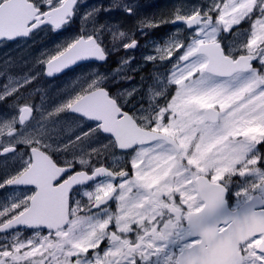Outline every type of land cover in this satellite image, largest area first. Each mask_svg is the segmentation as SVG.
Listing matches in <instances>:
<instances>
[{
    "label": "snow or ice",
    "instance_id": "1",
    "mask_svg": "<svg viewBox=\"0 0 264 264\" xmlns=\"http://www.w3.org/2000/svg\"><path fill=\"white\" fill-rule=\"evenodd\" d=\"M78 2L0 0V40L59 30ZM178 23L143 57L166 70L147 106L127 109L93 73L37 118L20 91L31 78L0 84L14 109L0 116V264H264V0H206L137 27ZM104 32L38 62L48 76L103 62ZM63 113L81 126L72 139L49 126Z\"/></svg>",
    "mask_w": 264,
    "mask_h": 264
},
{
    "label": "flooded vegetation",
    "instance_id": "2",
    "mask_svg": "<svg viewBox=\"0 0 264 264\" xmlns=\"http://www.w3.org/2000/svg\"><path fill=\"white\" fill-rule=\"evenodd\" d=\"M152 1L157 2V0H140V4L146 5L145 8L147 7L148 9V7L152 5ZM83 2L85 3L83 4ZM88 3L89 1L79 0L75 9V15L59 30H52L50 27H42L35 30L28 37H18L12 40H0V73L3 74L0 75V84L7 83L9 77H12L14 82L17 83H24L25 80L31 78V82L24 84L20 91L26 98L31 99L34 109L37 106L40 108L41 111L34 112V115L37 118H39L41 112L51 111L57 104L67 99L73 93L78 82L83 81L86 77L93 73H102L108 78L105 83L111 92H121L125 94L122 99H126L125 107L127 109L135 110L138 105L147 106V91L149 88H153V86H151L153 85V72L145 69L136 70V66L130 65V63L122 64L121 56L125 52L124 49L119 48V50L115 53L111 50L110 46L104 42L108 51L107 60L103 62L95 59L81 60L52 76L45 74L44 65L38 62L41 60L40 56H32L34 53L32 51L48 36L51 38L47 40V46L52 47L54 46L52 41L57 40L62 43V37H68V39L72 41L78 36L89 34L84 30L87 27V22L89 21V17L85 12L84 7L85 4ZM109 5H112V1L109 2ZM156 15L158 14L156 13ZM91 19L93 20V18ZM143 19L149 18H142L140 20ZM136 26L137 25L135 24L129 25V27L132 28ZM161 27L162 26L158 28ZM158 28L144 29V31L149 32L148 36H150L152 35V32H155ZM73 33H75V37H72ZM146 39L147 37H144L138 42L140 43L142 41L143 43ZM24 49H27L29 53L27 54ZM144 49L148 50V47L144 46ZM49 50L53 53L57 50V48H50ZM116 54L119 56L118 61ZM133 56L136 61L143 60L137 58L135 53H133ZM140 56H143V53H141ZM129 93H131V95H129ZM140 97H142V101H135ZM12 100L13 97H9L6 101L0 102V116L6 112L11 114V112L14 111V109L9 108ZM75 122L76 121L72 119V114L63 113L53 118L49 126L55 127L62 139H66L67 136H70V134H68L69 130H71L69 126ZM97 137L98 147H100L101 144L107 143L103 134H100ZM82 148L86 151L96 147L88 145L85 141ZM104 159L105 163H111V160L108 161L107 156H105ZM76 198H78V195L73 197V199ZM234 200L235 198L233 197V201Z\"/></svg>",
    "mask_w": 264,
    "mask_h": 264
},
{
    "label": "rangeland",
    "instance_id": "3",
    "mask_svg": "<svg viewBox=\"0 0 264 264\" xmlns=\"http://www.w3.org/2000/svg\"><path fill=\"white\" fill-rule=\"evenodd\" d=\"M89 1L88 4H85V12L87 13V16L89 17V21L87 22V27L84 29L86 33L91 34L95 31L96 26L98 25H104L105 26V32L103 36V42H105L108 46H110L111 50L116 53V51L119 50V48L123 49L121 45L123 43H126L129 41V39H136L137 41H140L144 37H147V39L142 43V41L133 49H130L128 51H125L124 54L121 56V63L122 59H126L128 57H134L133 53H135V56L137 58L143 59V57L147 54H150V51L154 45L157 43L163 44L169 36L175 31L177 28H183L184 25H178L177 24H163L161 28H158L155 32H152V35H149V32L143 31V33L138 30V27H129L130 24L137 25V21H139L142 18H160V17H167L171 14V12L176 8L180 7L183 11L190 10L194 7H204L206 5V0H157V2L152 1V5L145 8L146 5H141L140 0H120L121 6L120 7H112V5H109V2L112 0H86ZM85 2H83L84 4ZM146 4V3H145ZM124 6H127L131 8L132 14L129 15L127 11H125ZM106 9H110L107 10ZM89 13H91L89 15ZM156 13L158 15H156ZM91 18H93V21ZM111 29L108 31L107 29ZM161 29V30H160ZM123 32L124 35L121 36L119 33ZM74 34V35H73ZM72 34V37H75V33ZM51 37H47L46 39L42 40L39 45L32 51L34 52L32 54L33 57L40 56V59L45 57L47 54H51L50 48L56 49L58 46L66 45L67 42H70L71 40L68 39V37L64 38L62 37V43L55 40L52 41L54 46L48 47L47 46V40H49ZM231 41V37L229 36L225 43H229ZM144 46L148 47V50L144 49ZM24 51L28 54L29 51L27 49H24ZM143 53V56H140V54ZM117 56V61L119 59V56ZM135 58L130 61V65L136 66V70L139 69H145L147 71L153 72V88L152 90H155V85L158 83L159 80L163 79L162 74L166 71L164 68H161L159 66H153L150 63H145L143 60H137L135 63ZM135 63V64H134ZM42 64V63H41ZM161 75V76H160ZM148 94L146 96V100H148V97L150 95L149 91H147ZM135 101L139 102L142 101V97L137 98ZM140 105L136 106V109ZM146 106V105H144ZM71 130H69L68 134L70 136H67L66 139H72L76 135H78L81 131V126L78 125L77 121L75 123H72L71 126H69ZM97 136L91 137L88 140H86L88 145H93L94 147H98L97 144Z\"/></svg>",
    "mask_w": 264,
    "mask_h": 264
},
{
    "label": "water",
    "instance_id": "4",
    "mask_svg": "<svg viewBox=\"0 0 264 264\" xmlns=\"http://www.w3.org/2000/svg\"><path fill=\"white\" fill-rule=\"evenodd\" d=\"M88 60V59H87Z\"/></svg>",
    "mask_w": 264,
    "mask_h": 264
}]
</instances>
